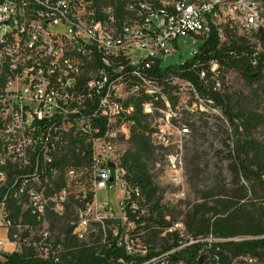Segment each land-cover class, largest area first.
<instances>
[{"label": "built area", "instance_id": "built-area-1", "mask_svg": "<svg viewBox=\"0 0 264 264\" xmlns=\"http://www.w3.org/2000/svg\"><path fill=\"white\" fill-rule=\"evenodd\" d=\"M260 29L264 0H0V255L20 249L18 235H12L14 205L42 220L48 212L62 215L70 195L82 194V172L56 165V159L61 161L63 134L72 128L82 134L84 123L107 125L92 138L93 204L102 211L92 216V204L80 213L75 233L82 238L91 222L116 217L110 204L98 203L100 191L119 189L116 218L126 222L130 191L120 160L138 102L154 126V145L167 150V184L177 189L172 196L178 200L165 202L177 205L190 134L181 112L195 113L190 105L205 102L192 83L160 69L184 66L213 36L224 44L229 32L241 36ZM186 44L195 45L190 58L166 65L183 55ZM219 70L210 62L200 78L214 79ZM42 227L47 238V223ZM168 232L183 237L185 227L176 223ZM121 240L129 255L147 254L139 240ZM167 256L148 264H162Z\"/></svg>", "mask_w": 264, "mask_h": 264}, {"label": "trees", "instance_id": "trees-1", "mask_svg": "<svg viewBox=\"0 0 264 264\" xmlns=\"http://www.w3.org/2000/svg\"><path fill=\"white\" fill-rule=\"evenodd\" d=\"M228 36L230 40L224 44L214 36L199 44L198 55L184 66L160 69V74L175 73L192 83L209 112L222 113L213 117L225 139L212 175L200 145L209 133L200 135L195 123L211 114L181 112L182 125L190 131L183 147L184 172L196 199L177 205L165 202L157 166L164 163L167 150L154 145V126L138 102L120 160L130 191L124 207L126 222L116 217L91 222L82 238L75 233L79 214L87 211L95 196L92 138L107 130L104 122L84 123L82 134L75 128L63 134L58 145L61 161L56 159V165L82 172V194L70 195L62 215L48 212L42 220L14 205L12 235H18L20 249L3 255L0 264H148L165 254L162 264H264V29L241 36L229 32ZM197 61V68L191 70ZM210 62L219 64L218 75L211 79L208 74L202 80L200 72ZM227 71L238 73L247 93L225 91ZM89 129L91 133H87ZM225 169L229 180L224 177ZM44 222L47 238L42 234ZM176 223L184 225L183 237L168 232ZM124 236L139 240L147 254L129 255L121 240Z\"/></svg>", "mask_w": 264, "mask_h": 264}, {"label": "rangeland", "instance_id": "rangeland-1", "mask_svg": "<svg viewBox=\"0 0 264 264\" xmlns=\"http://www.w3.org/2000/svg\"><path fill=\"white\" fill-rule=\"evenodd\" d=\"M194 47L195 45H192V44L183 45L182 47L183 55L181 56L179 54H176L175 56L168 58L165 64L166 65H176L180 62H183L189 59L191 50ZM224 77L225 78H224L223 84H224L225 91H240V92L247 93L248 87L242 81V79L240 78L237 72L227 71L225 72ZM190 106H191L190 107L191 110L193 112H197L198 114L204 113V112H208L209 114H211L208 119L198 118L197 120L196 119H193V120H196L195 123H196V126L199 127L200 135L201 134L206 135V133H209L208 134L209 137L207 136V139H205L204 143L200 142V145H202L203 149H205V153L207 155V161L210 164V173L212 175H215L216 165L220 159V157H218L219 151H224L223 140L225 139V135L222 131L218 130L217 128L218 123L215 122V119H213V117L221 116L222 113L221 111L220 112L218 111L209 112V110L204 106L203 102H199L198 104H193ZM186 139L188 140L189 136ZM224 164L226 168V165H227L226 162H224ZM157 170H158V174L162 177L160 179V185L165 190V201L167 203L176 202L178 198H175L174 196H172V194L175 193L177 189H171L169 188L167 184V176L165 173V170H166L165 163L159 164L157 166ZM223 174H224V177H226L229 180L230 176H229V172L227 169L224 170ZM93 189H94V186H93ZM180 193H181L180 201L193 202L196 199L194 193L192 192L190 188V184L188 182V176L186 174H185L184 185ZM120 199H121V193L119 189H116L114 191L113 190L112 191L111 190L100 191L97 193L98 203L103 204L106 202L107 204H110V207L113 209V213L116 217H120V210L118 208V202L120 201ZM100 207L101 205H97L96 203H94L90 207L91 215L92 216L99 215L98 213L102 211ZM3 255H6V254L0 255V261H3ZM247 264H259V263H256L255 261H249L247 262Z\"/></svg>", "mask_w": 264, "mask_h": 264}, {"label": "water", "instance_id": "water-1", "mask_svg": "<svg viewBox=\"0 0 264 264\" xmlns=\"http://www.w3.org/2000/svg\"><path fill=\"white\" fill-rule=\"evenodd\" d=\"M110 167H113V165H110Z\"/></svg>", "mask_w": 264, "mask_h": 264}]
</instances>
